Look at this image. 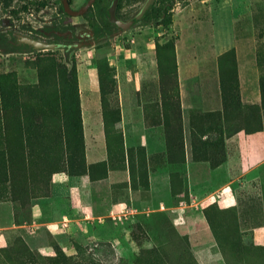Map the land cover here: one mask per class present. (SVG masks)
<instances>
[{"label":"rangeland","instance_id":"374dc122","mask_svg":"<svg viewBox=\"0 0 264 264\" xmlns=\"http://www.w3.org/2000/svg\"><path fill=\"white\" fill-rule=\"evenodd\" d=\"M108 3L0 0V264H264V105L242 100L234 47L210 48L258 38L264 87V0H172L126 29ZM121 95L148 154L124 147Z\"/></svg>","mask_w":264,"mask_h":264},{"label":"crops","instance_id":"0c3cea01","mask_svg":"<svg viewBox=\"0 0 264 264\" xmlns=\"http://www.w3.org/2000/svg\"><path fill=\"white\" fill-rule=\"evenodd\" d=\"M249 9H251L249 7ZM256 11V10H255ZM249 14H252L249 12ZM251 27L256 29L257 25L253 22L250 24ZM210 45V44H209ZM234 47L235 57L237 60V73L239 74L240 79V92L242 100L249 103H260V91H259V66L257 63V46H258V38H251L250 36L240 37L238 39H223L219 37H214V43L210 46L215 52V61L217 56L224 52L228 46ZM178 58V71L179 73H193V69L195 64L191 63L188 67H181L179 62V54L177 53ZM184 59V58H183ZM214 69H216V62H214L211 66L212 73H214ZM118 73H122L119 71ZM181 76V75H180ZM86 83L88 86L93 88L95 84V80L92 79L91 81L87 80ZM120 105L122 110V117L119 121V124L122 125V135H123V143L125 149L128 151H133L135 147L139 143H143L145 145V151L148 154V145H147V130L145 127V123L142 116H140L139 109L142 115V108L140 106H136L130 98H126L125 96L121 95ZM128 108V109H127ZM127 110V116L124 115V112ZM186 114L184 113L183 117V131H184V144H185V157L187 161L191 160V145H190V125L188 117H185ZM141 118V120H140ZM162 175L160 172L157 175H149V185L152 186L155 181V176ZM129 191L132 193V189L129 188ZM136 191V190H134ZM149 194H152V189L148 190Z\"/></svg>","mask_w":264,"mask_h":264},{"label":"flooded vegetation","instance_id":"af4514ba","mask_svg":"<svg viewBox=\"0 0 264 264\" xmlns=\"http://www.w3.org/2000/svg\"><path fill=\"white\" fill-rule=\"evenodd\" d=\"M96 1L97 0H95L91 6L97 4L95 3ZM110 2L111 0H109L108 6L106 7L104 11L106 18L108 20V24L118 29H121V26L118 25V22L127 23L129 25L127 28L136 27L138 25H146V24L155 23L153 19L151 20V18H149V11L151 7H153V10H155L159 2H162V0H152V2L143 11V14L139 16L138 18L137 16L140 13L141 9L144 7L147 0H117L115 4V8H114L115 20L110 19V15L108 12ZM68 3L72 9H78L80 7V5L79 6L72 5V0H68ZM60 6H61V1H60ZM61 9H62V6H61ZM160 19L161 18H159L157 21H159Z\"/></svg>","mask_w":264,"mask_h":264},{"label":"water","instance_id":"95a60500","mask_svg":"<svg viewBox=\"0 0 264 264\" xmlns=\"http://www.w3.org/2000/svg\"><path fill=\"white\" fill-rule=\"evenodd\" d=\"M60 1H61L62 10L66 14H68L70 16H79V15L83 14L93 4V2L95 0H86L78 9H72L68 3V0H60ZM116 2H117V0H111L109 8H108V12H109L111 20H115L114 8H115ZM151 2H152V0H147L144 7L141 9L140 13L138 14L137 18L143 14V11ZM118 25L121 26V29H126L129 26L127 23H121V22H118ZM24 40L26 42H29V43L36 45V46H39V47H48V45L42 44L41 42H38V41H35L32 39L26 38Z\"/></svg>","mask_w":264,"mask_h":264},{"label":"trees","instance_id":"16d2710c","mask_svg":"<svg viewBox=\"0 0 264 264\" xmlns=\"http://www.w3.org/2000/svg\"><path fill=\"white\" fill-rule=\"evenodd\" d=\"M102 1L103 0H97L95 3H97V5L99 6ZM165 3H167V4H165ZM171 5H172V0H162V2H159L158 6L156 7L155 10H153V7L150 8L149 18H151V20L153 19V20L157 21L159 18L162 19L163 17L166 16V18L169 19L170 15H171V13H170ZM10 12L15 15L18 11L16 9H14V10H11ZM74 78H75V74H74ZM259 87H260L261 105L263 107V105H264V97H263L264 87H263L262 77L259 78ZM180 128H181V125H180ZM194 142L195 141L192 138L191 139V146L194 145ZM181 144H182V142H181Z\"/></svg>","mask_w":264,"mask_h":264},{"label":"built area","instance_id":"2783aa9c","mask_svg":"<svg viewBox=\"0 0 264 264\" xmlns=\"http://www.w3.org/2000/svg\"><path fill=\"white\" fill-rule=\"evenodd\" d=\"M116 208H118V211H120L122 213L123 217H125L123 204L122 203H119L118 204V207H116Z\"/></svg>","mask_w":264,"mask_h":264}]
</instances>
